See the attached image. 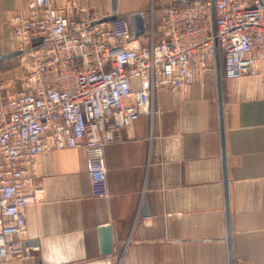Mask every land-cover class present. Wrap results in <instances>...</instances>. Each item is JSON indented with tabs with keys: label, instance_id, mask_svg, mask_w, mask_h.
<instances>
[{
	"label": "crops",
	"instance_id": "crops-1",
	"mask_svg": "<svg viewBox=\"0 0 264 264\" xmlns=\"http://www.w3.org/2000/svg\"><path fill=\"white\" fill-rule=\"evenodd\" d=\"M28 1L0 0L1 52L17 50L10 19ZM77 1L112 14V0ZM168 2L117 0L118 15L142 12L148 28ZM153 105L105 147L109 197L91 194L83 146L41 154L46 195L25 210V254L0 264H231L229 224L233 263L264 264V77L223 75L224 131L216 71L188 90H158Z\"/></svg>",
	"mask_w": 264,
	"mask_h": 264
},
{
	"label": "built area",
	"instance_id": "built-area-1",
	"mask_svg": "<svg viewBox=\"0 0 264 264\" xmlns=\"http://www.w3.org/2000/svg\"><path fill=\"white\" fill-rule=\"evenodd\" d=\"M170 0L161 20L132 36L130 18L91 12L77 0H29L12 16L23 73L0 78V260L23 256L26 208L45 200L42 153L83 146L91 194L109 197L107 144L154 111L158 90H188L216 71L264 77V0Z\"/></svg>",
	"mask_w": 264,
	"mask_h": 264
},
{
	"label": "water",
	"instance_id": "water-1",
	"mask_svg": "<svg viewBox=\"0 0 264 264\" xmlns=\"http://www.w3.org/2000/svg\"><path fill=\"white\" fill-rule=\"evenodd\" d=\"M216 0H212L213 6V19L215 23L216 31ZM112 14L105 16L100 21L113 20L118 16V3L117 0H112ZM130 24L132 29V36L139 37L145 34L147 29L146 18L142 12H134L129 15ZM20 52L15 50L9 53H3L0 50V62H3L7 59L13 58L19 55ZM216 74H217V86H218V96H219V105H220V117H221V129L224 131V107H223V71H222V59L219 49V44L217 41V52H216ZM100 238H101V247L104 254L111 253L113 251V233L110 226H103L99 229ZM25 242V247L27 246ZM229 248H230V258L231 264L233 263V251H232V242H231V228L229 224Z\"/></svg>",
	"mask_w": 264,
	"mask_h": 264
},
{
	"label": "rangeland",
	"instance_id": "rangeland-1",
	"mask_svg": "<svg viewBox=\"0 0 264 264\" xmlns=\"http://www.w3.org/2000/svg\"><path fill=\"white\" fill-rule=\"evenodd\" d=\"M150 9L151 6L148 7L147 13H151V11H149ZM17 56L0 65L1 79L9 80L11 77L15 75H21L23 73V69L21 67V59Z\"/></svg>",
	"mask_w": 264,
	"mask_h": 264
}]
</instances>
